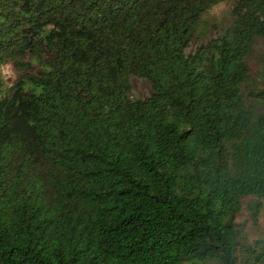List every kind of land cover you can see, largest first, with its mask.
<instances>
[{
    "label": "trees",
    "instance_id": "obj_1",
    "mask_svg": "<svg viewBox=\"0 0 264 264\" xmlns=\"http://www.w3.org/2000/svg\"><path fill=\"white\" fill-rule=\"evenodd\" d=\"M215 2L0 0V264H264V0Z\"/></svg>",
    "mask_w": 264,
    "mask_h": 264
},
{
    "label": "rangeland",
    "instance_id": "obj_2",
    "mask_svg": "<svg viewBox=\"0 0 264 264\" xmlns=\"http://www.w3.org/2000/svg\"><path fill=\"white\" fill-rule=\"evenodd\" d=\"M225 5H226V10L223 11L218 16L210 15L209 11H208V13L206 15V18L208 19V21L211 22V20H216V21L225 22L227 17H228L227 11H228L229 3H225ZM5 64L11 66L12 75H6L1 70V77H2V81H3L2 92H6L8 87L14 82V80L17 77V72L14 69V67L12 66V64L11 63H5ZM5 64H3V65H5ZM133 86H134V92L138 96H143L148 91L146 82L141 80V79H134L133 80ZM262 211H264V202L262 204V207L259 211L258 216L260 215V213ZM258 216H257V218H258ZM237 221H239L244 226L248 239L255 238L256 236H263L264 237V225L260 224L258 222V219H256V222L254 223V221L251 218V213H250L249 207L247 205L246 199L243 201V208H242V211L240 212V214L238 215ZM241 221H243V222H241Z\"/></svg>",
    "mask_w": 264,
    "mask_h": 264
},
{
    "label": "clouds",
    "instance_id": "obj_3",
    "mask_svg": "<svg viewBox=\"0 0 264 264\" xmlns=\"http://www.w3.org/2000/svg\"><path fill=\"white\" fill-rule=\"evenodd\" d=\"M225 10H226L225 0H216V2L213 3L208 9L210 15H216V16L220 15ZM0 70H2L3 73H5L6 75H12L10 65L7 64L2 65L0 66ZM257 219L260 224L264 225V211L260 213ZM186 264H218V262L213 258H207L198 261H187Z\"/></svg>",
    "mask_w": 264,
    "mask_h": 264
}]
</instances>
